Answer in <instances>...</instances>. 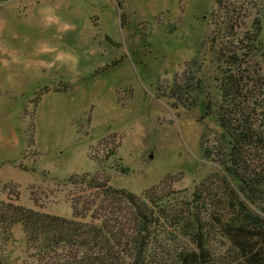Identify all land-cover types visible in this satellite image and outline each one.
<instances>
[{
	"label": "rangeland",
	"instance_id": "rangeland-1",
	"mask_svg": "<svg viewBox=\"0 0 264 264\" xmlns=\"http://www.w3.org/2000/svg\"><path fill=\"white\" fill-rule=\"evenodd\" d=\"M217 1L0 0V200L71 217L99 195L64 181L84 172L137 194L201 186L218 169L204 150L220 128L202 105L217 72L191 63L221 24ZM225 2L238 31L264 16V0ZM198 69L200 91L178 96Z\"/></svg>",
	"mask_w": 264,
	"mask_h": 264
},
{
	"label": "trees",
	"instance_id": "trees-1",
	"mask_svg": "<svg viewBox=\"0 0 264 264\" xmlns=\"http://www.w3.org/2000/svg\"><path fill=\"white\" fill-rule=\"evenodd\" d=\"M225 1H217L226 21L214 27L209 53L201 46L191 63L208 60L217 72L216 91L202 99L220 128L204 150L216 172L189 195L170 187L137 194L97 172L72 174L66 183L99 195L81 210L74 200L71 217L8 195L0 200V264H18V248L21 264H264V16L238 31ZM197 72L186 74L178 96L200 91ZM113 160V169L130 171Z\"/></svg>",
	"mask_w": 264,
	"mask_h": 264
}]
</instances>
